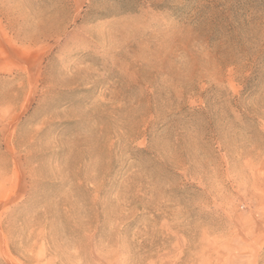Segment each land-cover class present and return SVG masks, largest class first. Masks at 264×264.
<instances>
[{
    "label": "rangeland",
    "instance_id": "rangeland-1",
    "mask_svg": "<svg viewBox=\"0 0 264 264\" xmlns=\"http://www.w3.org/2000/svg\"><path fill=\"white\" fill-rule=\"evenodd\" d=\"M0 264H264V0H0Z\"/></svg>",
    "mask_w": 264,
    "mask_h": 264
}]
</instances>
